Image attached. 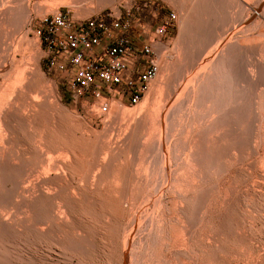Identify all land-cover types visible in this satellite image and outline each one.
I'll list each match as a JSON object with an SVG mask.
<instances>
[{"label": "rangeland", "instance_id": "rangeland-1", "mask_svg": "<svg viewBox=\"0 0 264 264\" xmlns=\"http://www.w3.org/2000/svg\"><path fill=\"white\" fill-rule=\"evenodd\" d=\"M67 1L54 2L50 5L51 7H44L33 13L35 16L32 15L29 24L30 30L27 36L29 45L27 44L28 46H26V53L35 49L37 51V89L39 90L40 101L45 102L46 99H56L58 102L55 111L59 118L57 120L59 121V125L57 123L56 128L57 133L64 139H71L73 144L82 145L81 138H79L81 133H89L88 130H93L95 133H102L101 135H104L103 140H110L108 141L109 143H117V140L121 137V129H123H118L119 120H122L121 115L125 118L129 114H133L131 110L136 109L135 112L133 111L135 113L133 115H136L139 111L140 113L138 114H141L142 110V115L146 112L143 116L141 115L140 125L142 130L133 137L136 149H140L141 142L145 137V131H151V129L156 133L154 136L155 133L151 131L152 137H155L153 144L157 142L156 145L159 143V146L155 145L153 147L154 149L158 148H156L157 151L156 149L152 151L149 170L142 178V187L138 193H135V190L133 193L130 190H120V187L115 186L113 184L114 179L112 178L114 174L113 170H109L110 176L97 185V178L95 177L97 170H88L89 163L87 162L90 161V157L88 156V161L86 160L87 157L85 159L78 157L83 163V170L78 172L79 174L76 173L74 175L75 180L79 179L81 175L87 174L89 178H87V187L91 189L89 190L91 192L87 191L90 204L87 205L85 212L83 211L84 209H81L83 220L85 221L83 222L84 230L86 229L87 231V236L85 234V238L81 244L82 246L84 245V248L81 246L79 249H76V246H80L76 242V239H79L77 235L83 234L82 230L77 227L72 230V235H76L77 238L73 236L75 241L65 251L59 243L45 238L46 236L44 235L43 241L40 240L42 238V235H40L38 237L40 239H34L30 243L24 241L20 245L22 247L18 245L17 248L22 254L24 262L26 261L25 263L28 264H206L210 259L208 255L210 257L214 248L203 244L205 236L213 234V232L215 233L220 225L227 221L229 210L226 209L224 200L229 190L223 189L226 177L234 166L232 162L234 151L232 148H242L244 150V159L250 162L255 160L257 164H259L261 159V148H264V43L258 44L253 39H250L251 36H248L259 31H264V0H245L246 3L240 0H182V12L178 10L176 4L171 0H91V2L89 0H70V3ZM259 2H263L261 9L258 6ZM57 10L67 13L74 21H80L106 11L117 12L121 15H125L127 12L128 17L132 20L131 37L136 44L145 42L148 35L154 36L155 28L161 24L162 20L168 17L170 12L175 15V20L167 29L166 35L161 37L159 44L154 46L158 59V73L148 83L143 97H141V100L136 105L132 106L126 101L121 102L114 93H101L96 97L91 95L87 97L73 95L68 86L66 73L57 68L58 64L55 58L46 52L41 38L42 30L46 24L45 20L51 13ZM245 14L248 15L246 16ZM18 25L19 21L15 18L8 25V29L12 33H17ZM238 38L241 39L239 40ZM211 48L212 50H210ZM178 53L181 54L178 55ZM51 59L54 61L53 64H51ZM258 69L261 74H258ZM197 73L200 76L202 75V78L199 75L196 78ZM257 74L258 76L256 77ZM199 78L200 80L202 79L200 82L198 81ZM195 79H197V84L199 83L198 86L194 85V83L196 84ZM180 86H182L181 89ZM49 88L51 89L49 90ZM194 88L195 91L193 90ZM160 89H164V91ZM190 90L196 95L195 97ZM160 91L164 92V96L167 95L169 97V99L166 97L168 100L165 99V103L164 99H162L163 101L161 100L163 97L160 98L161 95L159 96L158 94H162ZM173 91L175 92L173 93ZM152 95L156 96L153 98ZM180 95L183 96V99L186 98V100L184 101ZM185 95L187 96L185 97ZM156 98L157 100L154 103L156 104L157 102V104L155 105L153 101ZM253 98L257 100L255 103L252 101ZM177 99L180 101L178 102ZM191 99H193V102ZM185 102L187 105L184 106ZM102 103H107L108 105V112L105 114L99 113V107ZM173 104H175L174 106L177 105L176 108H173ZM151 110L152 112L148 113ZM159 112H164L168 118L165 117L164 120L159 119L161 117ZM114 116L117 120L116 118L113 119ZM119 117L121 118L118 119ZM170 117L171 120L169 119ZM165 121L166 123L170 122V125L169 123L166 124ZM145 124L147 129L144 127ZM120 126L122 127V125ZM170 126H175L174 131L171 128L174 136L170 132ZM158 129L159 133H157ZM162 132L171 140L162 138ZM207 139H210L208 140L209 142ZM255 140H257L256 149L258 150V154L247 153L244 147L247 145L251 146ZM107 141L105 142L106 145ZM213 141H215L216 145L213 144ZM198 143L200 144L197 145ZM190 144L193 146H189ZM39 145L44 155L52 156L51 158L54 159L60 157L57 151L51 152L47 148L44 140H41ZM201 146L203 147L201 148ZM163 148H166V150ZM132 150L130 147H123L120 157L125 161L124 166L128 167L131 164V159H135L134 168L131 169L130 173L137 175L138 172L135 170V164L138 162V154L137 151L133 153ZM200 150L203 151L201 152ZM218 151L221 152L219 153ZM186 155L188 156L187 159H185ZM165 158H168L170 163H166L168 160ZM84 160L87 162L84 163ZM200 160L203 162V165L198 164L199 162L202 163ZM185 162L187 163L186 165ZM204 162H206V165ZM202 167L207 168L209 173H206L208 171L205 169L203 171ZM167 169H169V173ZM182 170L184 171L180 172ZM188 170H190V173H188ZM222 170H225L224 173ZM123 171L126 172L125 169ZM191 171H193V175ZM253 172H256L255 169ZM145 180L149 184H147L148 182L144 184ZM191 181H194V183L192 184ZM159 182H162V184L159 185ZM204 185L205 187H203ZM158 186L159 188L162 186L160 190ZM202 189H206L205 196L200 195ZM97 192L98 194H96ZM119 197L122 198L120 199ZM144 198L146 201L141 200H144ZM261 203L264 206V195ZM106 204L107 207L112 209L111 211L106 207L102 209ZM180 205L185 206L186 219H182L179 209ZM106 209L109 212H106ZM110 212L112 213L110 214ZM119 220L122 226V231L120 230L122 234H120L121 236L118 239L113 236H111V239L108 236L110 233L107 232L109 229L107 228L108 230L105 232L104 228L108 227L109 224L119 222ZM182 222L186 225V229H191V231L193 230L192 232L196 230L195 234L191 233V236L189 233L184 232L192 240L188 239L186 234H182ZM38 224L37 227L46 228L45 224L41 222H38ZM205 233L207 234L205 235ZM186 244L191 247V252ZM10 245L13 246L12 243H8L7 248L9 246L10 249ZM233 246H236L235 242H233ZM260 246H264V238L261 239ZM13 247L10 250L16 249L15 245ZM179 247H182L184 251L187 248L189 254L187 253L188 251L183 253L184 251L181 250L182 248L179 249ZM235 248L239 250L237 247ZM64 252H66V256L63 254ZM184 255L185 257L182 259ZM64 257L69 259L66 258L67 260H65ZM187 258L194 261L191 262ZM181 260H184V262Z\"/></svg>", "mask_w": 264, "mask_h": 264}, {"label": "bare ground", "instance_id": "bare-ground-1", "mask_svg": "<svg viewBox=\"0 0 264 264\" xmlns=\"http://www.w3.org/2000/svg\"><path fill=\"white\" fill-rule=\"evenodd\" d=\"M57 1L66 2L67 0H0V264H28V263H25L26 261L24 262L23 256L19 252V249L17 247H18V245L20 246L21 244H23L24 241L25 242L27 241L26 243H28V242L30 243L32 240L37 239L40 235H42V238L41 239L38 238V239H40V240L44 239L43 238V235H44V236H46L45 238H49L53 242L59 243L60 246L65 251L66 249H68L70 247V245H72L73 241H75V238H73V236L75 237L76 235H72V230L75 227L82 230V233H83V234L77 235V236H79V239L78 240L76 239V242H78L80 246H76L77 247L76 249H79V247L82 246L81 244H82L83 239L85 238V234L87 236V231H86V229L84 230V223L83 222H85V221L83 220L82 210L84 209L83 211L85 212V210L87 209V205L90 204L89 200H88L90 198H89L87 191H89L91 189H88V187H87V183H88L87 174L81 175L80 178L78 177L79 179H76L77 181L75 180L74 175L83 170V168H82L83 163L81 160L78 159V157H82L84 159L87 157L86 160L89 159L88 156L90 157V161L87 160L88 161L87 162L86 160H84V163L85 162L89 163L88 170H91V169L97 170V173H96L97 175L95 176L97 178V180H96L97 185L101 184L104 180H106L110 176L108 173L109 170H113L114 174L112 175V178L114 179L113 184L115 186L120 187V190H130V191H132V193L135 190V193H138L142 187V181H143L142 178H143V176H145L147 174V171L149 170L148 169L149 168V162H150V159L152 158V151L154 149L153 147L157 143L156 142L155 144H153L154 139H155V137H152V135H151V131H153V130L152 129H151V131L146 130L145 134H144L145 137H144V139L140 145V149H136V144L133 141V137L138 132H140L142 130V127L140 125V120H141V117L146 113L145 112L142 115V112H143V110H142L141 114H138V113H140V111H139L136 115H133V114H135L134 112L136 109L135 110L133 109L134 112L131 110V112L133 114L132 115L129 114L125 118L121 115L122 120L121 121L119 120L118 129L119 128L120 129L123 128V129H121L122 130L121 137H119V140H117L118 141L117 143H115V142L109 143L108 141H110V140H108V141L106 140L107 141V145H106V143H105L106 141L102 139L104 137V135H101L102 134L101 132H100L101 134H99L97 132L95 133L93 130H88L89 133H85V132L81 133L79 138H81L82 145L73 144L71 139H64L57 133V131H56L57 123L59 125V121H57V120L59 118H58V114L55 111H56V106H57L58 102L56 99H53V100L52 99H50V100L46 99L45 102L40 101L39 90L37 89V82H38V79H37V51L35 49L34 51H29L28 53H26V50H27L26 46L29 45L27 42L28 32L30 30L29 24H30L32 15L35 16L33 13L37 12L38 10H41L44 7H48V6L51 7L50 5L53 4L54 2L56 3ZM69 1L70 0H68L67 2H69ZM89 1L91 2V0H89ZM171 1L174 2L176 4V6L178 7V10H180V12H182V0H171ZM240 1L245 2V0H240ZM261 4H263V2L258 3V6L260 9H261V6H263ZM243 6H245V5H243ZM15 18H17V20L19 21V25H18L17 33H12V31H10L8 29V25ZM255 27H257V26H255ZM260 30H262V29H260ZM248 36H251L250 39H253V41L257 42L258 44L264 43V31H259L257 33H254V34H251ZM233 40H235V39H233ZM216 46H217V44H216ZM216 48H218V47H216ZM31 49H33V48H31ZM210 50H212V48ZM180 54L178 53V55H180ZM214 55H216V54H214ZM177 57H180V56H177ZM214 58H215V56H214ZM178 60H179V58H178ZM195 62H197V61H195ZM180 63H182V62H180ZM173 64H174V61H173ZM263 70H264V68H263ZM200 71H202V70H200ZM248 74H249V72H248ZM258 74H261L260 70H259ZM258 74L256 75V77L258 76ZM198 75H199V73H197L196 78H198L200 76V75L199 76ZM250 76H251V74H250ZM253 77H254V75H253ZM194 78H193V81H194ZM196 80L197 79H195L196 84L194 83V85L198 86L199 83L197 84ZM201 80L199 78L198 81L200 82ZM168 82H169V80H168ZM189 82L191 83V81H189ZM165 87H166V85H165ZM181 87L182 86H180V89H181ZM192 87H193V85H192ZM50 89L51 88H49V90ZM263 89H264V85H263ZM160 90H162V89H160ZM193 90L195 91V88ZM162 91H164V89ZM162 91H160V92H162ZM174 92L175 91H173V93ZM182 92H183V90H182ZM190 92H192V91L190 90ZM158 94H159V96L161 95L160 98L163 97V98H161V100L164 99V103L166 101L165 99H167V98L169 99V97L167 95L164 96L165 95L164 92H162L163 96L161 93H158ZM188 94L190 95V93H188ZM156 95H157V93H156ZM156 95H154V96H156ZM192 95L194 97L196 96V95H194V93ZM154 96L152 95L153 98H154ZM186 96L187 95H185V97ZM181 97L183 99V96H181ZM160 98L158 97V99H160ZM178 99H179V97H178ZM194 99H196V98H194ZM156 100H157V98L153 101V103ZM183 100L185 101L186 98ZM191 100L193 102V99H191ZM191 100H190V102H191ZM179 101L180 100H178V102ZM252 101L255 103V101H257V100H254V98H253ZM158 102H159V100H158ZM253 102H252V104H253ZM181 103H182V101H181ZM181 103H179V104H181ZM154 104H153V106H155L157 104V102L155 105ZM175 104H173V108H176L177 105L174 106ZM185 105H187L186 102H185L184 106ZM132 106H134V105H132ZM255 107H257V106H255ZM149 109H150V106H149ZM178 109H179V107H178ZM128 111H130V110H128ZM107 112H108V110H107ZM150 112H152V110L149 111L148 113H150ZM180 112H182V111H180ZM256 112H257V110H256ZM159 113H157V114H159ZM161 113H160L161 117H159V115H158L159 119L164 120L165 117L168 118L164 114V112L162 114ZM168 113H169V111H168ZM168 113H167V115H169ZM119 114H120V111H119ZM121 117H119L118 119H120ZM115 118L116 117L114 116L113 119H115ZM110 119L112 120V118H110ZM169 119L171 120V117ZM181 119L184 120L183 118H181ZM116 120H117V118H116ZM43 121H44V123H43ZM120 122H121V124H120ZM170 122H168L169 125H170ZM165 123H166V121H165ZM168 123H166V124H168ZM120 125H122V127ZM176 125H177V123H176ZM63 126L66 127L65 125H63ZM144 127L146 128V124L144 125ZM148 127H150V126H148ZM174 127L170 126V132L172 133V135L174 133L173 132L175 129ZM171 128H173L172 129L173 131L171 130ZM261 128H260V130H261ZM185 131H187V130H185ZM159 132L160 131L158 129L157 133H159ZM185 133H187V132H185ZM218 133H220V132H218ZM116 134H118V133H116ZM155 135H156V133L154 134V136ZM219 135H222V134H219ZM207 136H208V134H207ZM183 137H185V136H183ZM186 137H188V136H186ZM198 137H200V136H198ZM223 137H224V135H223ZM162 138L170 139V138L166 137L165 133H163ZM210 139H207V141ZM41 140H44L47 148L51 152L57 151L60 154V157H57L56 159H54V158H51L52 156L50 157L46 154L44 155L43 151H41V149L39 147L40 146L39 143L41 142ZM184 140H186V139H184ZM155 141H157V140H155ZM211 141H212V139H211ZM213 142H214L213 144H215V141H213ZM256 142H257V140H255L251 146L247 145L244 147V149L247 151V153L250 152L251 154H258V150L256 149V146H257ZM162 143H163V141H162ZM199 144L200 143H198L197 145H199ZM157 145L159 146V143ZM165 145H164V147H165ZM221 145H223V144H221ZM189 146H193V145L190 144ZM209 146H211V145H209ZM123 147L132 148L133 153L135 151H137L138 162L135 164V170L138 172L137 175H132L130 173L131 169L134 168L133 167V164L135 163L134 158L131 159V164L129 165V167L124 166L125 161L120 157V152L122 151ZM202 147L203 146H201V148ZM156 148H158V147H156ZM207 148H208V145H207ZM167 149H168V147H167ZM232 149L234 152H233V156H232L233 161H232V159H231V161L233 162L234 166L232 168V171L230 169L231 172L228 174L227 177H226V175L224 176V174H223V176L226 177L223 190H229L228 195L224 200V203L226 204V209L229 210L228 216H227V221L224 224L220 225V227L218 228V230L215 233L213 232V234L211 233L208 235H206L208 232L205 233L206 236H205V239L203 238L204 239L203 244L207 247H213L214 248V251L212 249L213 252H211L210 257L208 255V258H210V259L208 260V262L206 264H264V246H260L261 239L264 238V206L261 203V199L264 195V148H261L262 151L260 153L261 159L259 161V164H257V162L255 160L250 162V161H247L246 159H244V155H243L244 150L242 148H232ZM164 150H166V148ZM156 151H157V149H156ZM200 151L202 152L203 150H200ZM46 152H48V151H46ZM159 152H160V149H159ZM167 152H168V150H167ZM167 152H166V154H168ZM212 152H211V154H212ZM47 154H49V153H47ZM169 155H168V157H169ZM204 155H206V154H204ZM188 156L185 159H187ZM200 157H201V155H200ZM203 157L205 158V156H203ZM212 158H214V157H212ZM165 159L168 160V158H165ZM156 161H154V162H156ZM185 161H188V160H185ZM154 162H153V164H155ZM167 162L170 163L169 160L166 161V163ZM205 163L206 162H204V164ZM186 164L187 163L185 162V165ZM198 164L203 165V162L202 163L199 162ZM205 165H204V167H205ZM161 166H163V165H161ZM161 166H160V168H161ZM165 166H166V164H165ZM169 166H170V164H169ZM188 166H189V164H188ZM186 168H188V167L186 166ZM123 169H125L126 172H124ZM204 169L205 168H203V171H204ZM254 169L256 172H253ZM168 170L169 169H167V171ZM190 170H188V173H190L189 172ZM205 170H207V168ZM183 171L184 170H182L180 172H183ZM222 171L224 173L225 170H222ZM162 172H163V170H162ZM192 172L193 171H191V174H192ZM200 172H202V171H200ZM157 173L159 174V172H157ZM168 173H169V171H168ZM204 173H203V175H204ZM206 173H209V171ZM90 175H92V174H90ZM158 176H161V175H158ZM164 176H165V174H164ZM145 178L149 179L148 177H145ZM187 178H188V176H187ZM190 178L193 179L194 177H190ZM202 179L204 180V178H202ZM207 179L210 180L208 177H207ZM147 182L148 181L145 180L144 184ZM205 182H203V183H205ZM193 183H194V181L192 182V184ZM147 184H149V182ZM160 184H162V182H159V185ZM196 184H198V183H196ZM148 186H147V188H148ZM161 187L159 188V186H158L159 190L161 189ZM203 187H205V185ZM95 188H97V187H95ZM93 190L95 191V189H93ZM89 192H91V191H89ZM192 192L194 193V191H192ZM144 193H143V195H144ZM96 194H98V192ZM124 194H125V192H124ZM91 195H90V197H91ZM200 195L205 196L206 195V189H202ZM91 199H92V197H91ZM104 199H106V198H104ZM141 200L146 201L145 198H144V200L143 199H141ZM105 201H107V200H105ZM176 201H178V200H176ZM176 201H175V203H176ZM161 203H160V206H161ZM110 204H111V202H110ZM112 205H113V203H112ZM175 206H176V204H175ZM105 207L108 208V210H110V211L112 210L110 207H107V204L102 209H105ZM179 209H180V213L182 214V219L183 218L186 219L185 206L180 205ZM174 210H176V209L174 208ZM94 212H96V211H94ZM104 212H105V210H104ZM106 212H109V211H107V209H106ZM111 213L112 212H110V214ZM200 215L202 216L201 213H200ZM149 219H150V217H149ZM178 220H179V218H178ZM192 220H193V218H192ZM181 221H183V220H181ZM38 222L45 224L46 228L43 229V227H41V228L37 227V225H39ZM199 224H201V223H199ZM123 225H124V223H123ZM120 226H121V223L119 220V222H116L115 224H109V226L104 228V230L106 232V230L109 229L107 232L110 233V235H108V236H110V237L113 236L114 238L117 237V239H118V237L121 236L120 234H122V232H121L122 226L121 227ZM185 226L186 225L182 222V226H181L182 231H183V232L181 231L182 234L184 232L189 233L190 236H191V233L195 234L194 232H196V230L194 232H192L193 230L191 231V229L190 230L186 229ZM188 228H190V227L188 226ZM194 229H196V228H194ZM187 233H184V235L186 234V237H187ZM189 234H188V236H189ZM77 236H76V238H77ZM183 237H185V236H183ZM111 239H112V237H111ZM188 239L192 240L191 237ZM190 240H188V241H190ZM52 241H50V242H52ZM233 242L236 243V246H233ZM8 243L9 244L12 243L13 246L15 245L16 249L10 250L11 248H14L11 245H10L11 246L10 249H9V246L7 248ZM185 243H188V242H185ZM186 245L188 246V249L191 252V250H190L191 247L188 244H186ZM185 246H184V249H185ZM20 247H22V246H20ZM235 247H237L239 250H237ZM181 248L179 247V249H181ZM184 249L182 248L181 250L184 251ZM195 250H196V248H195ZM185 251H188L187 248ZM185 251L183 253H185ZM189 251L187 252L188 254H189ZM174 252H177V251H174ZM65 253L66 252H64L63 254H65ZM79 253H80V251H79ZM122 254H125V253H122ZM190 254H192V253H190ZM193 254L195 255V253H193ZM66 255L67 254H65V256ZM193 256H191L192 259H194ZM67 257H64L65 260L69 259ZM183 257H185V255L182 256V259H183ZM201 257H203V256H201ZM188 258H190V257L188 256ZM188 260H191V259H188ZM181 261L184 262V260H181ZM192 261H194V260H191V262Z\"/></svg>", "mask_w": 264, "mask_h": 264}, {"label": "built area", "instance_id": "built-area-1", "mask_svg": "<svg viewBox=\"0 0 264 264\" xmlns=\"http://www.w3.org/2000/svg\"><path fill=\"white\" fill-rule=\"evenodd\" d=\"M174 20L175 15L170 12L155 28L154 36L148 35L145 42L136 44L127 12L121 15L106 11L74 21L57 10L45 20L41 38L57 68L66 73L74 96L114 93L121 102L135 105L158 73L154 46ZM107 110V103H102L100 114Z\"/></svg>", "mask_w": 264, "mask_h": 264}, {"label": "crops", "instance_id": "crops-1", "mask_svg": "<svg viewBox=\"0 0 264 264\" xmlns=\"http://www.w3.org/2000/svg\"><path fill=\"white\" fill-rule=\"evenodd\" d=\"M86 97L89 96V95H85Z\"/></svg>", "mask_w": 264, "mask_h": 264}]
</instances>
